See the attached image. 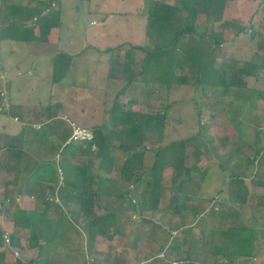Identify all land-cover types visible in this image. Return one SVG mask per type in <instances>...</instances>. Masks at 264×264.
Listing matches in <instances>:
<instances>
[{"label": "trees", "instance_id": "1", "mask_svg": "<svg viewBox=\"0 0 264 264\" xmlns=\"http://www.w3.org/2000/svg\"><path fill=\"white\" fill-rule=\"evenodd\" d=\"M228 1L230 0H175L174 2L151 0L145 13V35L150 40L148 42L153 43V46L130 44L129 49L122 54V57L117 52L119 47L104 50V52L112 53L108 76L123 81L124 84L116 93L107 110L106 120L90 128L93 132L91 140L70 139V134L69 143L64 146H56L54 141L52 142L48 149V155H45L47 159L30 157L26 160L25 166H32L31 179L37 182H47L49 194L53 197L58 190L60 192L59 203H54V198L47 192L40 198V205L35 209L11 208L10 205H5L9 199L7 193L2 194L4 196L1 201L0 214L12 215L13 229L11 233L9 232L10 245L6 246L5 231L0 227V264L9 263L7 260L8 250L12 251L13 248H17L19 252L23 251L25 248L22 244L23 237L26 239V248H38L40 253H46L47 248L61 246L60 239L69 237L67 232L76 225L62 208V201H70L76 206V209L71 210V215L76 219L77 224H80L84 219L87 236L90 240H96L101 235H109L108 238H112L113 234L120 230L121 224L123 234L126 212L131 211L133 216L141 218L145 212H155L159 209V201L164 191L163 173L166 166L172 167L174 173L170 186L175 185L180 193H183L186 186L191 184L194 173H198L203 178L207 170L201 171L202 169L198 166L200 152L192 137L173 140L162 146L156 145L157 149L154 152L152 164L148 169L145 168L144 159L148 148L140 150L139 146L147 140L154 144L159 136L164 135L170 104L163 105L160 110L155 112L145 110L146 101V105L143 104L138 109L135 106L137 107L141 98L139 97V84L150 85L152 88L154 84L163 85L168 89L172 87L174 81L180 77L177 75L178 69H185L182 58L187 60V66L191 73L195 74L191 76L192 81L191 77L187 75L182 78V81L201 86L203 91L218 86L222 88V94H226L227 89L231 87L246 88L252 77L259 79L258 70L264 68V56L261 58L259 55L264 50L262 33L258 34L260 38L256 41L257 55L255 59H260L259 61L248 60L237 64L236 60L232 58L230 61L222 60L216 66L217 52H219L223 29L226 25L223 22V16ZM53 2L57 3L58 8L52 5ZM60 3V0H47L36 4H34V0H29L28 3H24L22 0L16 2L3 0V10L0 16V40L46 41L51 29L61 26ZM181 13L183 16L178 22ZM199 15L205 18L200 35L197 34L200 30L198 27ZM215 22H222L220 30L214 29L212 24ZM36 27L37 31H35ZM135 50L144 53L138 70L135 68V63H137ZM73 57L74 55L64 51L55 53L52 69L53 83L57 84L63 81ZM254 87L255 97L264 100L263 84L259 83ZM51 105L46 107L47 118H58V109L61 104L56 100ZM230 122L233 123L231 116L229 119L219 120V117L212 113L207 124L200 128L207 131L209 127L217 125V128L221 129L229 125ZM105 128L109 129L108 132L105 131ZM38 129L40 128L35 125V141L42 142L48 136H44L46 131L42 133ZM72 131L71 125V133ZM197 134L200 136L201 133ZM22 138L21 134L8 137V134L0 132V150L4 149L8 155H11L13 151H19L22 147H16L15 143L22 142ZM115 142L118 144L115 145ZM110 146L119 149L125 155L121 166L120 180L127 186H122V190L116 188L117 179L109 176L115 164L113 148L111 150ZM189 152L191 153V162L188 160ZM262 154L264 155V153ZM93 155L99 159V167L108 174V177L99 176L100 181L107 185L99 186L97 189L91 187L95 177L90 171L94 161L92 160ZM79 156H86L87 161L74 162L72 160ZM232 157L231 153L228 159L222 161L220 165L229 164ZM17 158L22 163L25 158L23 152H20ZM59 177H62V183L56 189V184L52 185V183H58ZM226 178H228V197L223 201L244 204L250 192L243 175L231 169ZM178 179L179 183H177ZM19 181L20 176L15 177L7 181V186L17 184ZM253 181L255 185L264 188V179L256 177L253 178ZM142 182L144 183L143 188H138L136 192L135 186L139 187ZM107 190H113L115 196L126 202L125 211L115 210L114 206L109 207L110 204L107 206L101 202L102 195ZM5 192L9 193L7 188H5ZM257 197L260 206L264 207V192ZM175 208L177 209L176 206ZM234 213L237 215L236 219L226 229L202 227L201 245L196 247V239L191 240V246L185 252V260L183 259L185 264L186 261L188 264H196L191 254L195 252L197 254L200 251L214 259L212 264H237L240 257L249 259L255 255L258 241L264 251V225L260 226L257 222L248 225L241 221L239 212L235 211ZM55 214L60 215L54 218ZM121 215L122 220H119ZM130 218L128 219L131 220ZM186 234L189 235L190 231L188 230ZM167 246L169 248L166 249L167 252H164L166 258L169 257L170 248L171 250L179 248L171 243ZM165 259L162 260L163 264H172ZM14 261L12 264H25L19 256H16ZM49 263V258L35 261V264ZM262 264H264V255Z\"/></svg>", "mask_w": 264, "mask_h": 264}, {"label": "rangeland", "instance_id": "2", "mask_svg": "<svg viewBox=\"0 0 264 264\" xmlns=\"http://www.w3.org/2000/svg\"><path fill=\"white\" fill-rule=\"evenodd\" d=\"M44 1L46 2V0ZM133 1L134 2L132 3H129L130 0L126 2L124 7L138 11V8L141 6L148 10L149 2L151 0H143V4L141 0ZM168 1L174 2L175 0ZM71 2L72 0H68L62 5L63 13L61 14L60 19L61 23L66 26H69L76 18V15L73 14L75 10L72 9ZM261 3H263V0H249L247 5L240 7L237 14H233V10L228 13L227 17H223V22L226 23V25L223 29L219 52H217L218 58L216 59V66H218L222 60L230 61L232 58L236 60L237 64H241L248 60H256L257 43L255 40L260 37L255 36L256 34H254L255 40L251 41V39H249L250 33L240 36V32L244 28H252L251 30L256 28V32L262 33L264 38V17L260 23L261 16L259 15L260 8L264 6H261ZM83 4L86 7L88 3L85 0L83 1ZM2 5L3 0H0V6ZM107 6L106 9L109 10L106 14L113 12V8L111 9L110 7H116L112 2H107ZM54 7L58 8V5L56 4ZM147 10L145 12H147ZM255 11L258 12V14H256L257 16L252 17L251 15H254ZM138 13L142 14V11H138ZM262 14H264V12ZM86 15L87 13L81 12L78 20L82 25L86 22L88 26H94L91 25L94 24L92 20L95 21L98 18ZM182 16L183 13L179 15L178 22L179 19L181 21ZM204 19V16L199 15L198 20L200 23H198V27L200 30L197 33L198 35L202 32L204 25L203 22L205 21ZM99 23H101V21ZM139 23H141V29H136V31L125 29L124 36H126L128 41L131 42L125 41L121 37V40H124L125 42L118 44L119 49L116 51L119 56L122 57V54L129 49L130 44H133L132 41L136 42L135 45L153 46V43L148 42L150 40H148L145 35L144 26L146 24V18L144 23H142V21ZM221 23L222 22H215L212 24L216 31L220 30ZM35 30L37 31V27ZM246 32L247 30L244 33ZM63 34L64 33L62 32L61 35H59L60 38H58L60 41L62 40V43H67L70 37L64 35L66 38H62ZM77 35L78 33H76L74 37ZM79 42L81 41L78 38V43ZM41 45H43L47 51V56L45 54L43 55L47 58H42V69H44V74L39 77H36L33 73L27 75L20 74L23 71H20L19 69L14 71L21 61L18 60V57L10 61V59L4 55L6 58L4 57L2 62L5 66L2 67V64L0 63L1 74L6 75L5 78L1 77L3 79H11L16 92L19 90V97L25 101L24 104H29L30 100L33 99L41 100L39 94L40 96H43L45 93L48 94L51 89L52 100H55V98L62 100V102L64 100V102L70 106L71 110L74 105L71 99L74 97L79 99V104H84L90 108L91 111L88 113V116L85 115L83 118H78L76 117V114L73 115V118L79 122L80 126H90V124L98 125L106 120V116H108L107 110L112 104L111 101L113 96L124 84L123 81L121 82L113 78H108L109 76L106 77L105 75L106 65H108L112 53L106 52L109 53V56L107 54H96V51H88L86 53L85 60L87 63L84 68L91 67L90 69L95 71L93 75L96 76V81H93L92 83L97 89L87 91L81 90L77 95L75 90L65 88L64 85L56 86L55 83L52 82V77L49 74L51 68L53 69V65H51L47 59L50 57V54L48 53L53 49L50 43H42ZM120 45L122 46L120 47ZM58 46H60L61 50L56 49V53L61 51L70 53V50H67V47L64 49L60 42H58ZM31 50L32 52H35L37 49ZM82 51L83 48L80 49V46H77V50L74 51L75 53L70 54H80ZM259 55L262 58L264 56V50L261 51ZM142 56H144L143 51H136L137 63H135V68H137V70L140 68ZM182 59V64L185 69H178L177 75L180 77L174 81L170 89L157 84H154L153 88L152 86L150 87V85L148 86L143 83L139 84V97L141 98L135 108L138 109L143 104L146 105V101L147 105L145 110L148 112H155L156 110H160L163 105L170 104L166 118L167 122L163 133L164 135L159 136L158 140L156 139L157 141L154 143L155 145L149 140L142 142L139 149L142 150L143 148H148L144 159L145 168L148 169L152 164L154 152L157 149L155 147L156 145L159 144L162 146L173 140H182L192 137L198 145L200 152L198 156V166L202 169L201 171L207 170L205 175L202 178L198 173H194L191 184L186 186L183 193H180L175 185L170 186L173 182L172 176L174 173L172 167L166 166L163 173L164 191L159 201V209L155 212L147 211L141 216V218L140 216L137 218L133 216L131 211L126 212V223L123 228V234L121 224L120 230L118 233L113 234L112 238H108L109 235H101L96 238V240H90L87 236L84 219H81L82 222L78 225L76 219L72 218V220H74L73 223L76 225L74 228L69 227L70 229L67 232L69 237H62L60 239V241H62L61 246L59 245L57 248L54 246L51 249L50 253L52 255H50V257L53 258L54 262H50L49 264H163L166 257H162V254L167 252L166 249L169 248L167 246L168 242L179 246V248H172V250L170 248L169 257L165 260H168L169 262L172 260L180 261L183 259L185 260V252L191 246L192 239H196L197 243L195 246L200 247L202 240V227L220 230L226 229L234 223L233 221L237 216L236 213H234L235 211L240 213V218L243 223L251 225L254 224V222H257L260 226L264 225V207L260 206L259 198L257 197L264 192V188L255 185L253 181V178L256 177L264 179V155L262 154L264 153V100L255 97L256 92L254 89V86L259 83H262L264 87V68L258 70L257 75L259 79H254L252 77L251 82L246 88L231 87L227 89L226 94H222V88L218 86L214 88L210 87L206 91H203L201 86L193 85L192 82H183L182 78H184L185 75L191 77L195 74L191 73L187 66V60L184 58ZM259 60L260 59H257L256 61ZM35 62H37L36 58ZM72 64L73 60L71 65ZM71 65L69 69L70 71H73ZM21 67H24L23 70L26 69V65H22ZM32 68L37 69V65L32 66L30 69ZM85 69L83 71H86ZM69 74L72 73L70 72ZM100 75L101 81L98 82ZM2 78L1 81L4 82ZM65 78L66 77H64V79ZM192 80L193 78L191 77V81ZM1 81L0 93L7 98V103H11L13 95L10 94L11 92L8 91L4 85H1ZM97 83H99V87L97 86ZM18 87H20V89ZM36 87L39 90L38 92H36ZM11 91H13V88ZM68 101L70 102L68 103ZM7 103H4L3 101L0 102V107H2L0 111H7V108L4 106V104ZM79 104L76 102L77 106H80ZM69 112L70 109L68 107L63 114H70ZM212 113L216 114V117L218 116L219 120L229 119L231 116L233 118V123L230 122L229 125L221 129H218L217 125H213L209 127L207 131L202 130L200 126L207 124V120ZM34 126L35 125L33 124L32 127ZM108 130V128H105L106 132H108ZM198 132L201 133L200 136H198ZM27 135L30 136L31 134ZM22 142L19 141L18 143H15L16 147H24V145H20ZM52 142V139L47 140L40 145V150H43L42 152L47 154ZM117 144L118 142H115V145ZM109 148L112 150L113 147L110 146ZM3 152L4 149L0 152V155L3 154ZM231 153L233 155L230 160L231 163H226L225 166L220 165L222 161L228 159ZM113 156L115 158V164L109 176L117 179L116 188L118 187L119 190H122V186H127L126 183H122V180H120L121 166L125 159V155L119 149L113 148ZM39 158H43V156L40 155ZM44 159H47V157H44ZM26 160L27 158H24L21 163L17 157H11L9 159H5L4 157L0 159V206L3 198L2 194L7 193L9 197L18 192L17 187L20 182L18 184L8 185V187L7 181L16 177L17 170H19L21 165L25 166L27 163ZM72 160L74 162H85L87 161V157L79 156ZM92 160L94 161L93 164H91L90 171L95 177L93 178L91 187L93 189H97L99 186L105 187L107 183L100 181L99 176L108 177V174L99 167V159L95 157V155H93ZM188 160L191 162L190 152ZM231 169H234L236 172L243 175L245 184L250 192L248 199L244 204L223 201L228 197V178L226 177ZM61 179L62 177H59L58 183H52V185L56 184V189L61 185ZM177 183H179V179ZM33 186L36 193L39 195V201L44 194H47V192L49 194L47 182L34 181ZM143 186V182L139 187L135 186V191L137 192L138 188L142 189ZM5 188L8 189L9 193L5 192ZM49 195L54 198V203H59L60 192L58 190L54 197L51 194ZM101 200L107 202L110 206H114L113 208L125 211L126 202L115 196L113 190H108L104 193ZM8 204L11 208L17 207V205L15 206L10 199L8 200ZM212 209L213 211H211ZM131 216L132 218H130ZM119 220H122V215ZM188 230L190 231L189 235L186 234ZM257 243L258 247L255 251V255L249 259L240 257L237 264H262L264 251L259 241ZM72 248H75V250ZM16 250L17 248H13L12 251H7V260L11 264L15 262L14 260L16 256H19L20 260L25 262V264H35L36 260H43L44 258V255L39 253L38 248L33 250H30V248L24 249L17 254ZM55 251H57L56 254ZM191 255L194 257L196 264H212L214 260L210 255L202 253L201 251L197 254L195 252ZM168 261L165 262L168 263ZM186 262V264H188V261Z\"/></svg>", "mask_w": 264, "mask_h": 264}, {"label": "crops", "instance_id": "3", "mask_svg": "<svg viewBox=\"0 0 264 264\" xmlns=\"http://www.w3.org/2000/svg\"><path fill=\"white\" fill-rule=\"evenodd\" d=\"M12 1L16 2L19 0H12ZM22 1L24 3L29 2V0H22ZM41 1H44V0H34V4H36L37 2H41ZM65 1H68V0H61V3H60L61 14L63 13L62 5ZM81 1H82V4H81ZM83 1L85 0H74V2L72 0L71 7L72 9L75 10L73 14L76 15L77 20L75 18V20L71 22L69 26H66L65 24L61 23V26L52 28L48 35V39L46 41L26 42V41L12 40V39H1L0 40V63L2 64V67L5 66L4 63L2 62L5 56H7L8 59H10V61L18 57V60H21V61L14 71L19 69L20 71H23L20 74L27 75V74L33 73V75H36V77H39L44 74V71H43L44 69H42L43 59L47 58L43 56L44 54L47 56V51L44 48V46L41 45L42 43L44 44L50 43V45L52 46V49L54 50L48 53L50 54L49 55L50 57H48L47 60L51 65H53V59L57 51L56 49L61 50L60 46H58V42H60L61 45H63L64 49L67 47L66 49L70 50V53H75L74 51L77 50V46H80V49L83 48V51L80 54L74 55L73 64L71 65V68H73V71H70L69 69L68 73L65 76L66 78L63 79L62 82L57 83L55 85L56 86L64 85L65 88L73 89L76 91L77 95L81 92V90L87 91V90L97 89V87L92 83L93 81H96V76L93 75L95 71L94 70L92 71L90 69L91 67L89 68L86 67V69L84 68V66L87 63L85 60L86 53L88 51H96V54H100V55L107 54L109 56V53L103 52L105 49L112 48L115 46L119 47L118 44H122L123 42L128 41V38L124 36L125 29L133 30V31H136V29H139V28L141 29V23L139 22L142 21V23H144V20L146 18L145 11L147 10V8L145 9L144 7L142 8L140 6L138 8V11H142V14H139L137 10L134 11V10L127 9L124 7L125 3L128 2L129 0H86V2L88 3L86 7L83 4ZM141 1L143 4V0ZM107 2L108 3L112 2L116 6L115 8L110 7L111 9L113 8V12L109 14H106L109 10V9H106L108 7ZM132 2L134 1L130 0L129 3H132ZM248 3H249V0H230L228 1L226 8L224 10L223 17H227L228 13L230 11L232 12L233 10H234L233 14H237L239 12L240 7L245 6ZM262 5H264V1L263 3H261V6ZM2 7L3 6H0V9H1L0 16L3 10ZM263 9H264V6L261 7L259 10V13H260L259 15L261 16L260 23L264 17V14H262L264 12ZM256 11L254 15H251L252 17L257 16L256 14H258V12ZM81 12L87 13L88 16H93L94 18L95 17L98 18L95 21L92 20L94 24H91V25H94V26H88L86 22L84 25H82V23L78 20L79 19L78 17L81 15ZM100 21L101 23H99ZM251 29L252 28L250 29L244 28L240 32L241 34L240 36L244 34L247 35L248 33H250L249 39H251V41L255 40V36H259L258 34L260 32L259 33L256 32L257 31L255 30L256 28L254 30H251ZM246 30L247 32L244 33ZM0 31H1V27H0ZM62 32L64 33L62 38L63 37L66 38V36L64 35H67V37H70L67 43H62V40L60 41L59 39L60 38L59 35H61ZM76 33H78V35L74 37ZM254 34L256 35L254 36ZM121 37L125 41L121 40ZM78 38L81 41L79 43H78ZM256 41L257 40H255V42ZM128 42H131V41H128ZM132 43L136 44V42L134 41H132ZM121 46L122 45H120V47ZM30 48L33 50L35 49L37 50L35 52H32ZM35 58L37 59V62H35ZM22 65H26L25 70H23L24 67H21ZM35 65H37V69H33V68L30 69L32 66H35ZM108 66H109V63L108 65H106L107 74H108V70H107ZM84 69L86 71H83ZM70 72L72 74H69ZM106 73L105 75L107 77L108 75ZM49 75L52 77V68H51V72ZM1 76L5 78L6 75L1 74V69H0V77ZM1 78H0V81H1ZM100 78H101V75L99 76L98 82L101 81ZM3 80L4 82L1 81L2 82L1 85H4L5 88H7L8 91L11 92L10 94H12L13 96H12V99L10 98L12 102L8 103L9 107L7 108V111H0V132L8 134V137L16 136L18 134L23 135L22 145H24V147H22L19 151L11 150L13 151L11 155L6 154L4 151L3 154L0 155V159L4 157L5 159H9L11 157H19L20 152H23L25 158L27 159L30 157H32L33 159H37L40 157V155L43 156L44 158L46 154L42 152L43 150L42 151L40 150L39 148L40 145L49 139H52L54 143L56 144V146L66 145L67 143H69L68 139L71 134V123L80 125L79 122L75 118H73V115L76 114L77 115L76 117L83 118L85 115L88 116V113H90L91 111L88 106L84 104H79V99L75 97L71 99V101L74 104L72 106V110L70 106H68L67 103L64 102V100L63 102L62 100H58V98H55V100L54 99L52 100L53 97H52L51 89L49 90L48 94L45 93L43 96L42 95L40 96V94L38 93L39 97H41V100L33 99V100H30L29 104L28 103L24 104L25 101L19 97V94H18L19 90L16 92L15 87H13V83L11 82V79L8 80L7 78ZM97 86L99 87V83H97ZM12 88H13V91H11ZM18 88L20 89V87ZM36 89H37L36 92H38L39 90L37 87ZM116 93L114 94L113 99L115 98ZM113 99L111 102H113ZM56 100H58L59 103L61 104L60 108L58 109V114L60 118L56 117L55 119H48L46 107L51 104L53 105V103L56 102ZM1 101H3V97L0 93V102ZM69 102L70 101H68V103ZM76 102L80 106H77ZM68 107L70 109V112H69L70 114H66V113L63 114V112L66 111ZM33 124L37 125V127L40 128L38 130L42 131V133L43 131H46L44 133V136L46 135L48 136L46 140L42 142L35 141V137H34L35 130H34V127H32ZM96 125L97 124H93V125L90 124V126H86V125L84 126L88 128H92L93 126H96ZM27 134H31V135L28 136ZM2 150L3 149H1L0 152ZM30 161L32 162V160ZM31 168L32 166L27 167V166L21 165L19 170H17V174H16V177L20 176V181H19L20 183L18 182L19 186L17 187L18 192L15 195L13 194V195H10L9 197L7 196V198H9L12 201V203L15 204V206L17 205L18 208H24L28 210L35 209L40 205V201L38 200L39 195L38 193H36L35 188L33 186V182L35 180L31 179V176L33 174V172L31 171ZM101 202H103L104 204L108 206L107 202H104L102 200ZM5 203H4L5 205H9L8 201ZM62 206H63L62 208L65 210V213L68 214L69 216L68 218L72 219L73 217L71 215L72 214L71 210L73 211L74 209H76V206L72 204V202L70 201H66V202L62 201ZM114 209L119 210L117 208H114ZM59 215L60 214H55L54 218H56ZM12 222L13 221H12L11 214L10 215L0 214V227L1 229H3V231H8L11 233L13 229ZM23 243L25 245L24 249H28L26 248L25 237L22 238V244ZM169 243L170 242H168V244ZM33 249H30V250H33ZM51 249L52 248H47L46 253L44 252L41 254L44 255L43 259L49 258L50 262H54L53 258L50 257V255H52L50 253ZM56 252L57 251H55V254Z\"/></svg>", "mask_w": 264, "mask_h": 264}, {"label": "built area", "instance_id": "4", "mask_svg": "<svg viewBox=\"0 0 264 264\" xmlns=\"http://www.w3.org/2000/svg\"><path fill=\"white\" fill-rule=\"evenodd\" d=\"M53 6L56 5L55 2L52 3ZM2 97H3V102L7 103V98L1 94ZM5 108H8L9 105L8 103L7 104H4ZM2 109V107H0V110ZM72 128H73V132L70 136V139H74V140H81V139H88V140H91L93 138V132L90 128L86 127V126H80V125H77L75 123H72ZM1 199V198H0ZM2 201V200H1ZM4 238H5V243H6V246H9L10 245V237H9V232L8 231H5L4 233ZM18 249L16 250V254L18 253ZM162 257H165V254H162ZM172 264H185V261L184 260H180V261H175V260H172L171 261Z\"/></svg>", "mask_w": 264, "mask_h": 264}, {"label": "clouds", "instance_id": "5", "mask_svg": "<svg viewBox=\"0 0 264 264\" xmlns=\"http://www.w3.org/2000/svg\"><path fill=\"white\" fill-rule=\"evenodd\" d=\"M57 4V3H56ZM166 257V256H165ZM171 263V262H170Z\"/></svg>", "mask_w": 264, "mask_h": 264}]
</instances>
